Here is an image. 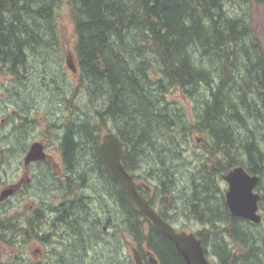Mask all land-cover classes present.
Listing matches in <instances>:
<instances>
[{"label": "trees", "instance_id": "obj_1", "mask_svg": "<svg viewBox=\"0 0 264 264\" xmlns=\"http://www.w3.org/2000/svg\"><path fill=\"white\" fill-rule=\"evenodd\" d=\"M68 1L77 86L94 110L81 109L80 114L58 123L62 125L52 122L57 132L61 129L62 154L98 156L100 131L114 130L124 143L125 167L145 171L153 167L165 190H182V206H198L211 223L216 215L225 216L220 194L211 189L214 176L200 170L195 178L181 157V148L190 134L200 132L205 145L214 142L222 155L243 146L249 161L264 165V50L252 35L245 6L237 0ZM59 2L0 0L1 75L20 83L34 77L43 82L50 76L45 85L55 87L53 74L61 73L60 62L56 51L54 56L51 51L57 49L55 6ZM41 59L46 74L35 73ZM35 86L23 89L24 96L17 100L35 93L31 92ZM62 88L58 84V90ZM174 88L189 101V111L181 97L169 98ZM23 126H13L11 134L2 138L23 145ZM225 165L220 160L215 174L224 171ZM49 179H38L41 193ZM116 198L120 230L140 233L149 220L139 213L121 183ZM30 226L39 231L40 222L32 220ZM150 227L153 235L161 236L151 223ZM72 228L81 229L77 214ZM8 231L15 234V227ZM83 233L77 235L93 236L91 231ZM80 253L79 247L72 250L74 261ZM246 260L264 264L257 254L249 253Z\"/></svg>", "mask_w": 264, "mask_h": 264}, {"label": "flooded vegetation", "instance_id": "obj_2", "mask_svg": "<svg viewBox=\"0 0 264 264\" xmlns=\"http://www.w3.org/2000/svg\"><path fill=\"white\" fill-rule=\"evenodd\" d=\"M73 62L77 67L74 55ZM78 113L72 112L74 116ZM60 130L58 129L55 139L51 140V143H57L59 147V156H56L55 160L46 153L44 159L24 164L23 154L30 144L26 140L14 161L9 162L5 155L0 156V164L3 166L5 164L3 172L7 175L6 180L5 176L0 175L2 181L0 190L7 186L14 188L11 195L0 201L2 214L0 228L3 229L0 246L4 249L3 245L8 246L15 264H54V260L60 263L62 259L65 261L64 264H136L135 253L142 264H186L176 245L152 225L153 230L161 236L153 235L150 227L152 222L148 218L149 221L143 223L140 233L134 230H130L129 233L120 230L116 213L117 178L111 173L100 154L84 157L64 156L58 140ZM40 140L47 152V141ZM203 142L205 143L204 140ZM207 144L208 146L203 145L200 150H193L198 165L194 171L197 176L195 178H199L200 170L214 176L210 184L211 189L214 187L220 194L227 213L225 216L216 215L211 223L203 218L196 205L188 209L183 206L179 208L175 199L179 190L177 188L165 190L160 183L162 180H159L158 175L155 176L154 171L151 173L146 170L147 177H144L140 169L131 170L136 188L174 231L194 236L208 264H248L246 259L249 253L257 254L258 258L264 261V165L249 161L243 146L237 148L236 153L229 148L222 155L214 142L208 141ZM231 157L234 158V163ZM222 159L226 161L224 171L215 174L214 170ZM124 160L122 156V161ZM124 164L126 165L125 162ZM238 166H241L248 175L257 177L251 189L253 194L258 195L255 210L259 217L257 221L232 214L228 206L226 192L229 190L230 182L223 177ZM41 176L51 179L47 189L42 191L45 193L40 195V197L47 195L49 203L30 204L28 208L23 209L21 203L23 199L30 197L31 192L38 195L41 193V187H38L42 184L38 180ZM103 182L105 186L102 185ZM10 211L16 214L11 216L13 219L7 220L6 216ZM76 214L81 222L80 230L72 228ZM32 220L40 222L39 231L30 226ZM10 227H15V235L10 237L11 239L8 237ZM78 231H83V234L91 231L93 236L79 237ZM8 238L10 241H7ZM33 242H38L44 247L33 249L32 253L37 256V261L27 256L28 262L23 263V260H26L23 255L26 246ZM78 247L81 253L74 261L71 252ZM126 249L129 252H126ZM122 253L128 256L123 257Z\"/></svg>", "mask_w": 264, "mask_h": 264}, {"label": "rangeland", "instance_id": "obj_3", "mask_svg": "<svg viewBox=\"0 0 264 264\" xmlns=\"http://www.w3.org/2000/svg\"><path fill=\"white\" fill-rule=\"evenodd\" d=\"M242 6L244 5V10L247 12V17L249 18L252 35L257 38L260 49L264 50V0H237ZM237 2L236 8L239 10L240 6ZM55 14H56V22H57V49L51 51L53 56L56 54L58 56V62H60V72L54 73L53 77L58 82L53 84L55 87H49L45 85L48 83V79L50 76L40 82L34 77V80L30 81H14L11 77H7L5 75L0 74V155L3 151V155H5L8 161H14V158L18 155L19 151L23 148L22 144H18L14 141V143L7 141V138H2V135H10L13 126L18 127L19 125H24L22 129L23 139L30 143L32 140H46L47 141V153L56 159V156H59V147L57 143H51V140L55 139L56 128L52 126L51 122L55 121V125L63 121L67 117H71L73 111L81 112V109L87 112H93L94 107L90 103L89 100L83 95L81 92V88L77 86L78 84V75L70 71L64 63L65 51L72 50L75 42V33L74 26L70 16V4L68 0H60L59 3L55 6ZM44 61L41 59V62L37 65V70H35L36 74H40L42 72L45 73L43 68ZM53 68L55 64H53ZM49 69V66H47ZM46 68V66H45ZM46 74V73H45ZM35 83V89L31 92H35L30 94L29 96H25L22 100H17L20 97L24 96V91ZM58 84H60L63 88L59 91ZM29 85V86H28ZM12 87L14 88L11 89ZM66 87V92L65 91ZM78 87V88H77ZM19 89V94L17 93ZM24 89V91H23ZM31 88L27 90L30 91ZM26 92V91H25ZM57 94V95H56ZM67 94V95H66ZM73 94V95H72ZM170 99H177L181 97L180 91L175 88L172 89L170 94L168 95ZM66 98L68 100H66ZM182 104L186 110H190L189 101L184 97ZM30 121L28 122V120ZM58 119V120H57ZM29 123V124H28ZM103 132V131H102ZM101 132V133H102ZM173 133V132H172ZM173 135V134H172ZM34 137V138H33ZM178 137L172 138L176 140ZM199 138V139H198ZM22 139V140H23ZM179 139V138H178ZM204 135L203 133H195L190 134L187 137V142L184 144L181 154L183 159L186 161L188 168L191 172L197 169L196 159H194L193 150H200L205 143L203 142ZM13 141V140H12ZM10 149V151L7 150ZM174 157V156H173ZM176 158V157H175ZM5 166V164H4ZM3 165L0 164V175L2 177L5 176V180L7 179V175L3 172ZM147 170L154 171L155 176L159 175L153 167L146 168ZM140 173L145 176L147 174L145 170H140ZM162 178H159L161 181ZM161 183V182H160ZM2 186V181L0 177V187ZM182 190H179L175 195V199L177 200V204L179 208L182 207V202L180 203L178 197H182ZM31 196L23 199L21 202L24 206L23 209H26L30 206V204H47L49 203L48 197L43 196L40 197L42 193L31 192ZM37 194V195H36ZM43 198V199H42ZM26 211V210H23ZM16 212L10 211L6 219L9 220V217L15 215ZM0 213V218H1ZM186 217V216H185ZM2 230L0 228V236L2 234ZM15 234H10L8 237H13ZM1 238V237H0ZM11 239V238H10ZM4 241V240H3ZM5 244V243H4ZM5 249L0 246V263L1 264H15L13 255L10 254V249L8 246L3 245ZM35 247H44V245H40L38 242L29 243L26 246V250L23 253L26 260H23V263L28 262V257L37 261V256H35L32 251ZM129 252L128 249L125 250ZM12 252L14 253V249L12 248ZM15 256V255H14ZM28 256V257H27ZM121 256L127 257L128 254L122 253ZM40 258V256H39ZM61 262V261H60ZM62 262L65 261L62 259ZM58 261L54 260V264H57Z\"/></svg>", "mask_w": 264, "mask_h": 264}, {"label": "water", "instance_id": "obj_4", "mask_svg": "<svg viewBox=\"0 0 264 264\" xmlns=\"http://www.w3.org/2000/svg\"><path fill=\"white\" fill-rule=\"evenodd\" d=\"M65 62L67 66L74 72L76 68L73 64L72 53L67 51ZM101 156L109 166L111 172L118 178L123 185L132 203L138 208L139 212L150 219L153 226L169 238L177 247L178 251L183 255L186 264H208L203 256L202 248L199 242L195 240L192 234L185 232H176L157 214L149 205L147 200L137 191L132 176L124 169L121 164L120 156L123 151V143L119 137L113 132L104 133L101 136L99 144ZM46 156L44 145L40 141L32 142L25 155L24 164L31 161L43 159ZM230 182L229 190L226 192V200L232 214H237L253 220H258L256 214V197L251 189L257 181L256 176L248 175L241 167H235L223 177ZM14 188L9 186L1 189L0 201L13 192ZM136 264H142L140 258L135 253Z\"/></svg>", "mask_w": 264, "mask_h": 264}, {"label": "bare ground", "instance_id": "obj_5", "mask_svg": "<svg viewBox=\"0 0 264 264\" xmlns=\"http://www.w3.org/2000/svg\"><path fill=\"white\" fill-rule=\"evenodd\" d=\"M79 112V111H78ZM79 113H81V112H79ZM100 115V114H99ZM29 122V121H28ZM29 124V123H28ZM123 154H124V152L121 154V156H120V161H121V164H122V166L124 167V169L127 171V172H129V173H131L130 171L131 170H129L128 169V167H125L124 166V163H123V161H122V156H123ZM134 170V169H133ZM34 228V227H33ZM45 235V234H44ZM65 251H66V249H65Z\"/></svg>", "mask_w": 264, "mask_h": 264}]
</instances>
